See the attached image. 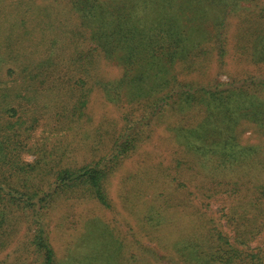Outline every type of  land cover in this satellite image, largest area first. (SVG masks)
<instances>
[{"label":"rangeland","instance_id":"1","mask_svg":"<svg viewBox=\"0 0 264 264\" xmlns=\"http://www.w3.org/2000/svg\"><path fill=\"white\" fill-rule=\"evenodd\" d=\"M74 1L0 0V93L8 81L9 87L24 83L40 93H30L35 101H0L5 116L13 115L7 109L20 105V110H26L24 126L35 128L17 138L24 143L18 150L27 170L47 149L41 141L47 120L44 105L46 95L55 85L62 89L63 97L54 102L60 105L59 113L69 119L60 123L59 145L77 166L110 151L121 130L123 111L137 115L146 107L144 101H129L125 107L124 103L119 107L95 90L82 116L73 114L72 106L77 101H72L76 97L72 91L78 78L84 77L88 87L90 73L111 80L120 77L123 71L122 66L101 53H94L90 63V26L83 24L74 9ZM246 14V11L238 12L228 21V52L224 58L208 42L201 54L176 61L171 75L192 88L245 75L263 77L264 63L253 62L250 55L252 35L244 33L252 30L254 17ZM33 117L39 121L32 122ZM201 117L202 113L197 111L184 116L187 125L197 124ZM171 122L172 119H166L159 123L109 175L105 183L109 206L87 193L81 194L84 190L53 206L50 238L58 264H203V258L191 259V248L214 251L227 240L237 247L246 243L252 253L264 248V224L258 225L259 231L254 236L252 233L238 236V223L246 221L228 210L231 185L224 183L239 177L238 171L216 173L212 168L216 186L203 185L201 181L208 170L175 140ZM240 132L243 144L254 145L259 150L252 169L243 170L245 185L240 188L250 193L253 185L264 184V167L257 170L264 163V125L244 120ZM29 133L35 138L29 139ZM37 143L39 146L33 148ZM5 178L11 185L20 180L15 175L1 177ZM43 178L39 173L30 182L39 183ZM3 206L6 221L0 230L16 232L5 241L0 239V264H39L25 245L29 223L24 210L7 208L0 202V208ZM1 242L5 244L1 246Z\"/></svg>","mask_w":264,"mask_h":264},{"label":"trees","instance_id":"2","mask_svg":"<svg viewBox=\"0 0 264 264\" xmlns=\"http://www.w3.org/2000/svg\"><path fill=\"white\" fill-rule=\"evenodd\" d=\"M263 1H74V9L80 14L83 24L90 26V63L93 62L94 53H101L107 60L122 66L123 71L120 77L111 80H102L90 73L88 87L84 77L78 78V84L72 91L76 93L72 101H77L72 106L73 114L82 116L89 96L95 90H100L107 101L119 107L123 103L125 107L129 101H144L146 107L137 115L123 111L121 130L110 151L77 166L59 145L57 133L61 129L60 123L69 119L59 113L60 105L54 102L61 101L63 97L62 89L55 85L46 95L44 105L47 120L41 141L44 147L47 145V149L27 170L18 150L24 143L17 138L35 128L33 125L24 126L26 110H20L19 104L7 109L8 113L13 112L14 117L5 116L0 106V202H4L7 208L24 210L23 215L29 223L25 245L35 254L39 264H58L50 238V212L53 206L61 199L78 196L82 190L81 194L87 193L100 204L109 206L105 186L109 175L134 153L152 129L166 119H172L171 129L175 140L200 160L202 168L208 170L205 171L207 176L203 175V185L216 186L212 168L216 173L238 171L239 177L224 183L231 185L228 188V210L246 221L238 223V236L246 237L250 233L254 236V232L259 231L258 225L264 224V184L253 185L250 193H244L240 188L245 185L242 182L244 167L252 169V162L256 160L259 150L254 145L242 143L240 126L244 120L258 126L264 125V76L245 75L227 82L216 80L209 86L192 88L178 81L171 71L176 61L201 54L208 42L213 43V49L220 58H224L228 52V21L243 11L247 12L245 16L254 17L252 30L244 29V33L252 35V61L264 63ZM87 21L90 24H86ZM9 73L12 74L11 71ZM9 83L4 82L0 101H35L30 93L40 94L36 88L24 83L14 87H9ZM35 107L38 109L37 104ZM194 111L202 113V117L197 124L187 125L184 116ZM38 121L32 118V122ZM30 138L35 136L29 133ZM37 146L38 143L33 144V148ZM28 147L30 150L31 147ZM262 167L264 163L257 170ZM39 173L44 176L43 180L30 182L32 176ZM7 175L18 176L20 180L11 185L7 178L1 179ZM198 193L206 195L200 190ZM5 216L3 206L0 208V228L6 221ZM15 232L0 230V239L5 241ZM4 244L1 242V246ZM189 254L194 261L203 258V264H264V248L252 253V248L249 249L246 243L244 247H237L229 240L214 251L191 248Z\"/></svg>","mask_w":264,"mask_h":264}]
</instances>
